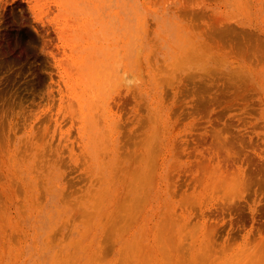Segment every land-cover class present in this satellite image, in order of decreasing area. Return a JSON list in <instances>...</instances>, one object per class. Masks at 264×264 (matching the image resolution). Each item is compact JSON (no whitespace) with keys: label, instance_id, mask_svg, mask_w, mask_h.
Instances as JSON below:
<instances>
[{"label":"rangeland","instance_id":"obj_1","mask_svg":"<svg viewBox=\"0 0 264 264\" xmlns=\"http://www.w3.org/2000/svg\"><path fill=\"white\" fill-rule=\"evenodd\" d=\"M263 226L264 0H0V264H264Z\"/></svg>","mask_w":264,"mask_h":264},{"label":"bare ground","instance_id":"obj_2","mask_svg":"<svg viewBox=\"0 0 264 264\" xmlns=\"http://www.w3.org/2000/svg\"><path fill=\"white\" fill-rule=\"evenodd\" d=\"M230 30V29H229ZM235 135V134H234ZM207 148V147H206ZM222 160V159H221ZM236 160V159H235ZM229 161V160H228ZM241 161V160H240ZM253 162V161H252ZM253 164V163H252ZM223 165V164H222ZM252 166V165H251ZM253 177V176H252ZM255 177V176H254ZM257 177V176H256ZM253 179V178H252ZM261 181V180H260ZM244 184V183H243ZM259 184V183H258ZM247 185V184H246ZM250 186V185H249ZM226 201V200H225ZM220 202V201H219ZM246 202V201H245ZM225 204V203H224ZM223 204V205H224ZM238 205H239V203H238ZM241 205V204H240ZM232 206V205H231ZM218 207V206H217ZM238 207V206H237ZM244 211V210H243ZM261 211V210H260ZM262 213V212H261ZM260 214V213H259ZM201 215V214H200ZM262 217V216H261ZM229 221V220H228ZM227 221V222H228ZM236 221V220H235ZM243 221V220H242ZM235 223V222H234ZM224 226V225H223ZM264 227V226H263ZM264 229V228H263ZM53 262V261H52ZM53 264V263H52Z\"/></svg>","mask_w":264,"mask_h":264}]
</instances>
